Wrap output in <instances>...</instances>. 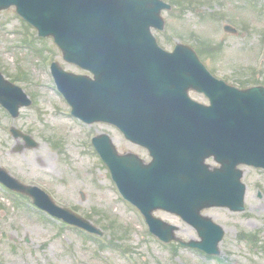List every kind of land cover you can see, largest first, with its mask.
Wrapping results in <instances>:
<instances>
[{
	"label": "water",
	"instance_id": "95a60500",
	"mask_svg": "<svg viewBox=\"0 0 264 264\" xmlns=\"http://www.w3.org/2000/svg\"><path fill=\"white\" fill-rule=\"evenodd\" d=\"M13 5L40 36L54 37L66 61L94 75H74L53 64L73 114L87 123L114 124L150 150L153 161L145 165L133 154L118 155L107 135L94 139L121 192L140 208L152 232L166 242L175 239L178 228L153 217L156 209H164L194 226L202 239L179 241L182 245L216 253L223 230L200 212L218 206L243 210L245 186L237 167H264V88L241 91L217 82L186 46L173 54L161 50L150 30L164 28L160 14L170 7L160 0H0V10ZM190 88L207 93L212 106L192 102ZM0 103L14 117L20 107L31 105L1 73ZM13 134L27 148L38 146L16 129ZM212 156L221 168L205 165ZM0 182L30 195L51 214L101 234L1 167Z\"/></svg>",
	"mask_w": 264,
	"mask_h": 264
},
{
	"label": "rangeland",
	"instance_id": "374dc122",
	"mask_svg": "<svg viewBox=\"0 0 264 264\" xmlns=\"http://www.w3.org/2000/svg\"><path fill=\"white\" fill-rule=\"evenodd\" d=\"M175 2H171L175 8L163 14L165 31H154L162 48L172 51L177 43L190 45L208 69L229 84L264 86V0ZM225 25L234 26L238 33H226ZM52 62L69 72L86 73L65 62L53 40L40 39L15 9L0 12V69L32 100L16 120L0 108V165L91 221L103 231V240L24 203L19 206L15 196L0 188V264H264V171L243 168L244 212L204 211L225 230L219 256L164 247L149 233L141 214L121 200L91 140L109 134L120 153L134 152L146 161L149 155L115 127L86 125L71 117L50 74ZM193 97L205 100L197 94ZM12 126L32 136L39 146L18 151L25 143L12 138ZM155 214L178 226L181 239H198L180 218L161 211Z\"/></svg>",
	"mask_w": 264,
	"mask_h": 264
}]
</instances>
